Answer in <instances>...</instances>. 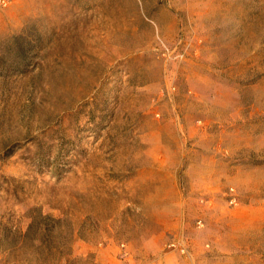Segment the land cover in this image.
I'll use <instances>...</instances> for the list:
<instances>
[{"label":"rangeland","instance_id":"374dc122","mask_svg":"<svg viewBox=\"0 0 264 264\" xmlns=\"http://www.w3.org/2000/svg\"><path fill=\"white\" fill-rule=\"evenodd\" d=\"M0 264H264V0H0Z\"/></svg>","mask_w":264,"mask_h":264},{"label":"built area","instance_id":"2783aa9c","mask_svg":"<svg viewBox=\"0 0 264 264\" xmlns=\"http://www.w3.org/2000/svg\"><path fill=\"white\" fill-rule=\"evenodd\" d=\"M170 246L173 247V248L181 249V250L185 249V247L182 244L181 240H178V241L174 240L173 242L170 243Z\"/></svg>","mask_w":264,"mask_h":264}]
</instances>
